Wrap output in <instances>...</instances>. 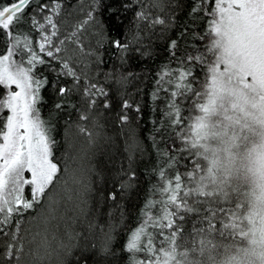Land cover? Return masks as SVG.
Instances as JSON below:
<instances>
[{"label":"snow or ice","instance_id":"snow-or-ice-1","mask_svg":"<svg viewBox=\"0 0 264 264\" xmlns=\"http://www.w3.org/2000/svg\"><path fill=\"white\" fill-rule=\"evenodd\" d=\"M185 6L181 0H119L118 4L109 0H79L76 5L70 0H0V44L4 45L0 48V264H61V256L71 245L54 246L53 227L64 221L71 241L74 236L68 231L67 213L78 212L71 219L73 223L87 215V200L83 196L91 192L90 183L85 184L76 175L66 154L54 157L58 144L53 137L56 117L66 108L74 109L75 128L91 145L95 134L90 125L95 128L101 108H111V98L103 84L89 76V64L73 53L99 65V49L107 44L118 53L123 67L137 53L140 57L150 55L147 49L141 51L147 33L154 32L157 26L162 30L173 27L176 13ZM102 9H106L104 15L109 22H114L113 32L123 29L120 36L108 35L107 24L101 19ZM152 9L164 15L154 14ZM81 13L83 17L76 19ZM188 17L192 23L184 25L177 39L168 45L170 63L176 65L175 78L169 69L157 80L158 86L163 82L172 90L163 88L164 97L158 95L160 88L152 94L154 101L164 100L163 114L170 121L161 139L165 143L172 141L168 147L181 154L183 163L166 160L153 169L156 183L135 219L136 226H125V243L119 250L112 247L115 226L111 221L107 229L87 221L85 239L95 241L91 244L95 264H112L109 258L121 256L123 264H181L186 255L184 248L190 245L195 252L197 241L203 245L205 236L247 235L237 233L241 204L234 205L226 193L215 195L218 188L205 191L204 176L200 177L199 189H192L193 173L199 172L200 165L199 156L193 151L198 141L187 139L191 122L179 127L185 122L179 105L186 106V119L190 121L203 95H209L212 103L219 99L225 112L226 100L232 110L243 112L245 117L252 115L247 111L249 106L259 108L264 115V0H191ZM198 20L205 23L203 33L195 31ZM86 35L95 37V48L91 43L85 45ZM181 39L182 51L178 46ZM189 40L201 41V47ZM197 71L202 75L196 76ZM45 72L51 73L52 92L58 97L48 109L47 118L41 115L45 103L41 91L49 84ZM164 76L167 81H163ZM62 79L66 86L61 85ZM109 79L106 73L104 80ZM124 82V78L117 81ZM73 95L78 97V104L70 102ZM133 108L127 100L123 101L118 117L122 124L130 119L125 110ZM134 111L139 114V106ZM65 124L72 126L67 120ZM170 126L179 130L170 132ZM247 126L241 125V131ZM137 147L138 141L131 138V143L126 144L128 168L121 167L109 178L111 187L106 199L114 207L108 216L119 209L121 224L126 219L122 201L138 181L133 170ZM208 175H213L211 169ZM212 182L215 184L214 177ZM70 183L77 186L74 191L80 199L73 209L67 207L73 200ZM192 213H196L197 219L189 230L186 222ZM243 219L253 223L252 215ZM97 256L99 260H95Z\"/></svg>","mask_w":264,"mask_h":264},{"label":"trees","instance_id":"trees-1","mask_svg":"<svg viewBox=\"0 0 264 264\" xmlns=\"http://www.w3.org/2000/svg\"><path fill=\"white\" fill-rule=\"evenodd\" d=\"M7 3V0H4ZM79 0H70L72 5H76ZM110 3L118 4L119 0H109ZM185 3L183 11L176 13L174 26L168 30H162L160 26L154 32L147 33L144 40V47L141 51L147 49L150 53L148 56L140 57L139 53L135 54L128 60V63L123 67L120 66L118 61V53L112 51L105 44L104 48L99 49L101 63L97 65L94 61L90 62L91 58L83 57L82 54L73 53L74 56L80 55L84 63L89 64V76H95L103 86L107 89L109 97L111 98V108L108 110L100 109L97 114V124L95 128L90 125V130L95 134V142L88 145L85 139L80 136L75 128L77 115L74 109H65L63 113H59L56 117L55 131L53 137L58 144L54 148V157L61 153L69 157L70 167L75 170L76 175L84 181L85 184L91 186V192L84 194L83 198L87 200V215L80 216L75 222L71 219L78 215L76 211H69L67 216L69 218L68 231L73 233L74 239L67 241L71 246L68 248L66 254L61 256V264H95L93 258L94 250L91 244L95 243L94 240H86L87 236L86 223L92 220L96 225L103 226L105 229L109 226V221L115 226L113 235L115 242L112 247L119 250L125 243V226L135 227V219L139 215L140 210L145 202V198L150 191L152 185L156 183V175L153 169L159 165L164 164L166 160H176L181 164V154L171 150L168 145L172 143L169 140L167 143L161 139V133L166 126L170 125L168 117L163 114L164 100L152 99L153 92H157L160 88L158 95L165 96L163 88L171 91V87L163 83L158 86L157 80L160 79L162 72H167L169 69L173 70V79L175 78L176 65L170 63L168 45L171 40H175L178 34L182 31L184 25L191 24L188 17V12L191 8V0H181ZM154 14L164 15L157 13L152 9ZM167 11H172L168 9ZM106 9L101 10V19H103L109 29L108 35L120 36L123 29L112 31L114 22H109L107 15H104ZM83 13L76 19L82 18ZM132 16V12L128 13ZM127 23V21H126ZM205 23L203 20L196 21L195 31L203 33ZM35 40V37H33ZM84 43L87 46L91 43L95 48V37L86 35ZM189 43L195 44L197 48L201 47V41L189 40ZM184 41L178 40L180 50H183ZM4 45L0 44V48ZM191 50V49H190ZM179 54V52H178ZM110 75V79L105 81V74ZM131 73V75H129ZM44 75L48 76L49 84L41 91L44 104L41 109V115L47 118L48 109L53 105L58 97L52 92V75L50 72H45ZM196 76H201L202 73L197 71ZM121 78L125 79L124 83H117ZM168 77L164 76L163 81H167ZM67 83H70L68 81ZM61 85L66 86V82L62 79ZM59 87V86H58ZM194 87H198L194 85ZM192 97L190 96L189 99ZM127 100L130 104L139 106L140 112L137 114L133 110H125L130 119L126 124H122L119 120L121 113V104ZM70 102L79 103L78 97L73 95L70 97ZM181 118L184 119V124L179 127H186L191 121L186 119L188 112L186 106L181 104ZM71 112V115L68 113ZM7 114V112H5ZM65 120L69 122L71 127L65 124ZM67 129V140L65 139V130ZM179 128L177 126H170L169 131ZM131 138L138 141V147L133 156V170L136 172L138 181L136 187L131 190L128 197L122 201L124 208L123 211L126 219L121 224L119 218V209H116L111 217L108 212L114 207L111 201L106 199L108 195V188L111 187L109 178L113 173L118 171L121 167L128 168V159L126 152V144L131 143ZM155 138V143L154 139ZM68 144L72 147L69 148ZM94 169V171H90ZM167 171V169H165ZM182 170V169H181ZM99 174V175H98ZM76 185L69 184V188L73 189V200L68 203L67 207L73 209L75 205L80 203L74 189ZM27 194V190H26ZM197 219L196 213L191 214V219L187 220V228L190 230L192 222ZM59 226L64 230L65 222L58 221ZM200 225H197L199 227ZM98 231V229H97ZM63 251V250H62ZM112 264H123L122 256L119 259L109 258ZM99 260V257H95Z\"/></svg>","mask_w":264,"mask_h":264},{"label":"clouds","instance_id":"clouds-1","mask_svg":"<svg viewBox=\"0 0 264 264\" xmlns=\"http://www.w3.org/2000/svg\"><path fill=\"white\" fill-rule=\"evenodd\" d=\"M219 105V99L212 103L209 95H203L191 120L187 139L198 141L193 151L200 160L192 189H199L204 176L205 191L218 188L215 195L226 193L234 205L241 204L237 233L247 235L205 236L203 245L197 241L195 252L190 245L184 248L181 264H264V115L259 108L249 106L247 111L252 115L245 117L243 112L232 110L226 100L227 112ZM202 107H207V112L201 111ZM243 124L248 126L241 131ZM248 215H252V224L243 219Z\"/></svg>","mask_w":264,"mask_h":264},{"label":"rangeland","instance_id":"rangeland-1","mask_svg":"<svg viewBox=\"0 0 264 264\" xmlns=\"http://www.w3.org/2000/svg\"><path fill=\"white\" fill-rule=\"evenodd\" d=\"M13 90H16L15 87H13ZM26 175H29V174L26 173ZM52 234L55 235L56 237V239L53 241L54 246L58 245L59 243L67 244L68 236L65 233V228L63 230L61 226L53 227Z\"/></svg>","mask_w":264,"mask_h":264}]
</instances>
